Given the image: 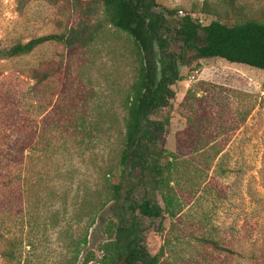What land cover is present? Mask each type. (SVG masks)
Returning <instances> with one entry per match:
<instances>
[{
  "label": "rangeland",
  "instance_id": "rangeland-1",
  "mask_svg": "<svg viewBox=\"0 0 264 264\" xmlns=\"http://www.w3.org/2000/svg\"><path fill=\"white\" fill-rule=\"evenodd\" d=\"M145 1L201 25L216 20L200 14L204 3L225 25L264 20V0H229L232 11L226 0ZM72 14L71 0H0V49L64 34ZM131 50L124 34L105 27L84 50L48 42L0 59V237L14 253L0 264H101L106 208L85 230L73 204L115 162L122 96L135 74ZM174 65L178 80L149 120H168L158 144L180 158L168 185L176 215L142 220L140 245L156 264H264V73L219 59ZM33 71L48 78L38 83ZM74 121L96 124L97 142L78 144ZM196 139L202 147L192 154ZM138 180L128 199L163 207L144 177L131 183Z\"/></svg>",
  "mask_w": 264,
  "mask_h": 264
},
{
  "label": "trees",
  "instance_id": "trees-1",
  "mask_svg": "<svg viewBox=\"0 0 264 264\" xmlns=\"http://www.w3.org/2000/svg\"><path fill=\"white\" fill-rule=\"evenodd\" d=\"M71 3L72 19L64 34L41 36L0 49V59L26 55L48 42L59 43L66 51L84 50L104 32L105 27L125 35L136 67L122 96V131L115 162L104 164L97 183L88 189L79 203L73 204V220L80 223L85 219L86 230L95 217L102 220L100 212L106 208L109 216L102 229L106 240L98 246L100 263L156 264L157 257H149L140 245L141 224L142 220H155L163 213L168 218L175 217L174 197L168 185L174 181L176 160L180 158L161 149L158 144V136L166 134L168 120L164 117L152 121L149 116L164 106L168 87L178 80L175 61L188 65L201 59H219L264 73V20L225 25L217 20L220 15L206 3L200 14L216 18L207 25L199 24L188 14L179 17V10L175 9L150 11L152 5H146L145 0H71ZM225 4L232 11L231 2L226 0ZM168 46L174 49V61L170 54L166 57L158 54V50ZM47 78V74L32 73V79L38 83ZM61 128L62 125L56 124L61 134L66 132ZM197 128L190 129L197 132ZM72 129L77 132L78 144L82 140L87 145L95 144L98 140L100 128L96 124L86 126L84 121H74ZM191 143L192 154L202 147L197 145V139ZM135 176L144 177L142 184L146 183L150 190L160 195L163 207L146 196L138 201L128 199L132 189L141 186V180L138 184L131 183ZM114 177L118 178L115 184L111 182ZM1 239L0 258L13 260V251L4 247ZM208 243L216 247L214 242L208 240Z\"/></svg>",
  "mask_w": 264,
  "mask_h": 264
},
{
  "label": "water",
  "instance_id": "water-1",
  "mask_svg": "<svg viewBox=\"0 0 264 264\" xmlns=\"http://www.w3.org/2000/svg\"><path fill=\"white\" fill-rule=\"evenodd\" d=\"M169 54L173 56V61H174V54H173V52H170ZM140 242H143V238L142 237H141V241Z\"/></svg>",
  "mask_w": 264,
  "mask_h": 264
},
{
  "label": "flooded vegetation",
  "instance_id": "flooded-vegetation-1",
  "mask_svg": "<svg viewBox=\"0 0 264 264\" xmlns=\"http://www.w3.org/2000/svg\"><path fill=\"white\" fill-rule=\"evenodd\" d=\"M146 5H149V2L148 1H146Z\"/></svg>",
  "mask_w": 264,
  "mask_h": 264
}]
</instances>
